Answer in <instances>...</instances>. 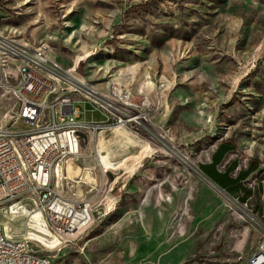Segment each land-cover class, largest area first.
<instances>
[{
	"label": "rangeland",
	"instance_id": "rangeland-1",
	"mask_svg": "<svg viewBox=\"0 0 264 264\" xmlns=\"http://www.w3.org/2000/svg\"><path fill=\"white\" fill-rule=\"evenodd\" d=\"M0 31L48 46L77 82L104 93L122 87L149 107L146 129L83 138V157L39 168L38 184L64 176L67 196L94 209L77 233L36 232L41 253L54 264L247 262L264 234V0H0ZM18 107L0 89V124L10 126ZM75 107L81 121L109 119L90 100ZM222 142L235 147L222 170L258 164L244 183L247 202L243 192L226 199L194 170ZM17 207L0 219L20 238L34 207L29 199ZM30 214L40 224L41 213Z\"/></svg>",
	"mask_w": 264,
	"mask_h": 264
},
{
	"label": "built area",
	"instance_id": "built-area-1",
	"mask_svg": "<svg viewBox=\"0 0 264 264\" xmlns=\"http://www.w3.org/2000/svg\"><path fill=\"white\" fill-rule=\"evenodd\" d=\"M65 73L44 55L43 45H23L0 31V89L11 93L19 104L10 126L0 124V210L29 199L41 213L40 224L26 214L20 238L8 236L0 219V264H54L51 255L40 252L45 244L36 232L56 237L77 233L94 211L86 198L67 196L60 182L64 176L45 177V184H38L39 168H59L69 159L83 157L82 139L97 138L105 127L124 125L138 133L150 120L148 105L129 102L130 95L122 87H112L108 93L91 88L116 103L110 107ZM81 100L98 105L109 119L104 123L81 121L75 107ZM19 122L26 127L15 128ZM71 124H83L84 133L72 132ZM245 264H264V234Z\"/></svg>",
	"mask_w": 264,
	"mask_h": 264
},
{
	"label": "trees",
	"instance_id": "trees-1",
	"mask_svg": "<svg viewBox=\"0 0 264 264\" xmlns=\"http://www.w3.org/2000/svg\"><path fill=\"white\" fill-rule=\"evenodd\" d=\"M234 148L233 143L222 142L213 153L211 162L200 164L199 167L209 179L228 194L235 196L243 192L242 201L247 202L253 192L244 183L257 170L258 164L252 161L247 168H240L239 161L234 160L225 170H220L219 165L223 163L227 153L234 150Z\"/></svg>",
	"mask_w": 264,
	"mask_h": 264
},
{
	"label": "bare ground",
	"instance_id": "bare-ground-1",
	"mask_svg": "<svg viewBox=\"0 0 264 264\" xmlns=\"http://www.w3.org/2000/svg\"><path fill=\"white\" fill-rule=\"evenodd\" d=\"M43 53H44V55L45 56H47V57H51V54H50V51H49V48H48V46H46V45H43ZM76 69H70L69 71H68V73L66 72L65 73V76L69 79V80H71V81H76L77 82V80L74 78V76L71 74V72H74ZM78 85L80 86V87H82L83 89H85L86 91H88V92H90V93H96V94H98L99 96H101V98L103 99V100H105V101H107L108 102V105L110 106V107H115L116 106V103L115 102H113V100H111L107 95H102V94H100L99 93V91H97V90H94V89H91L90 87H88L86 84H84L83 82H78ZM75 125V124H74ZM79 125V124H78ZM80 125H83V124H80ZM118 127H125L124 125H116V126H108V127H105V128H103L101 131H100V133L98 134V136H100L102 133H105V132H107V131H109V130H111L112 128H118ZM126 128V127H125ZM97 136V137H98ZM158 137H159V135H158ZM161 138H163V137H160V139ZM173 149V148H172ZM171 150V149H170ZM171 152H173L172 150H171ZM183 161V160H182ZM75 163V162H74ZM196 169H198L199 170V173L201 174V177L203 176V178L212 186V187H214V188H216V187H218V189H219V191L221 192V193H223V196L226 198H229V199H233V198H231L225 191H223L216 183H214L212 180H210L208 177H206L204 174H202L201 173V171H200V169L199 168H196V167H194V170L197 172V170ZM226 198V199H227ZM24 201V200H23ZM22 202V201H21ZM21 202H18V203H15V204H13L12 206H10V207H7V208H9L11 211H12V208L13 207H16V209H18V204H20ZM22 206V205H21ZM2 209H4V208H2ZM1 209V210H2ZM33 210H35V209H32V210H30V211H28L27 209H25V217H26V214H30ZM6 222L4 223V227H5V233L7 234V231H6ZM8 235V234H7ZM9 236V235H8Z\"/></svg>",
	"mask_w": 264,
	"mask_h": 264
},
{
	"label": "crops",
	"instance_id": "crops-1",
	"mask_svg": "<svg viewBox=\"0 0 264 264\" xmlns=\"http://www.w3.org/2000/svg\"><path fill=\"white\" fill-rule=\"evenodd\" d=\"M118 128H120V127H118ZM102 134H103V133H102ZM100 149H101V148H100ZM232 151H233V150H232ZM227 154H228V153H227ZM226 156H227V155H226ZM211 157H212V156H211ZM225 158H226V157H225ZM224 160H225V159H224ZM209 162H211V160H210ZM209 162H206V163H209ZM223 163H224V161H223ZM223 163H222V164H223ZM222 164L219 165V169H220V170H222V169H221ZM226 168H227V167H226ZM226 168H225V169H226ZM225 169H224V170H225Z\"/></svg>",
	"mask_w": 264,
	"mask_h": 264
},
{
	"label": "water",
	"instance_id": "water-1",
	"mask_svg": "<svg viewBox=\"0 0 264 264\" xmlns=\"http://www.w3.org/2000/svg\"><path fill=\"white\" fill-rule=\"evenodd\" d=\"M201 171V170H200ZM202 172V171H201ZM202 174H204L203 172H202ZM205 175V174H204ZM206 176V175H205ZM207 177V176H206ZM211 180V179H210ZM221 188V187H220ZM222 189V188H221ZM223 190V189H222ZM224 191V190H223ZM227 193V192H226ZM228 194V193H227ZM229 195V194H228ZM230 196V195H229Z\"/></svg>",
	"mask_w": 264,
	"mask_h": 264
}]
</instances>
